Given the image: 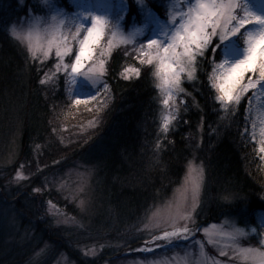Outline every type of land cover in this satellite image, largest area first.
<instances>
[{
	"label": "trees",
	"instance_id": "obj_1",
	"mask_svg": "<svg viewBox=\"0 0 264 264\" xmlns=\"http://www.w3.org/2000/svg\"><path fill=\"white\" fill-rule=\"evenodd\" d=\"M157 1L159 15L165 0ZM27 11V7L18 8L16 0H0V143L4 126L18 123L20 156L14 167L19 164L25 174L42 183L79 159L95 170V201L101 204L96 218L104 210H112L117 217L126 215L122 220L126 221L135 214L143 216L153 204L167 199L179 184L186 163L194 159L205 169L207 186L214 183L212 191L227 189V195L243 199L245 212L238 216V224L249 222L251 217L252 225L256 224L254 216L264 211V171L253 156L255 146L243 135L242 112L225 124L221 122L214 90L207 80L210 66L202 61L194 79L183 84L184 91L176 98L175 119L163 132L158 120L160 100L149 70L124 79L121 67L132 65L116 51L106 57L103 85L107 87L86 105L73 103L61 74L58 84L46 82L44 71L35 63L27 64L25 54L8 36L14 19ZM102 42L95 48L94 59L101 55ZM256 168L263 174H257ZM24 190L19 195L25 196L22 202L29 194L27 188ZM58 196L55 192L48 194L72 211ZM228 212L212 205L198 226L216 222ZM37 227L39 232L43 225ZM53 237L61 239L46 232L41 238L52 243ZM7 248L0 244V264H20V256L12 257ZM90 263L81 259L76 262Z\"/></svg>",
	"mask_w": 264,
	"mask_h": 264
},
{
	"label": "rangeland",
	"instance_id": "obj_2",
	"mask_svg": "<svg viewBox=\"0 0 264 264\" xmlns=\"http://www.w3.org/2000/svg\"><path fill=\"white\" fill-rule=\"evenodd\" d=\"M16 2L18 8L27 7L28 11L14 19L8 28V36L25 54L26 58L24 59L27 64L35 63L40 67L44 71L43 79L52 85L58 84L59 76L63 74L64 78L61 76V79H64L63 81L66 83L65 91L73 99V103H75L76 99L82 101L79 105L90 103L93 100L90 94L96 96L98 91L103 88L104 76L99 89L92 88L90 82L82 76H77L78 83L76 85L70 83V65L78 50V43L76 41L72 42L73 52L65 57L63 63H61L55 56V48L52 49L47 57L37 50L36 33H33L31 44L35 51L34 56L29 51L28 27L33 17L40 18L41 28L47 27V24L51 22L50 3H58L59 6L69 12L73 10L79 11L80 7L92 5L97 12L103 13L106 10L103 7L105 3L115 4L119 3V0H67L65 4L64 0L63 4L62 0H16ZM125 2L128 4V11L126 19L121 21L122 30L126 34L133 28L143 27L144 35L137 36L129 43H123L119 34L113 37L110 31L105 32L102 42L103 49L100 50V53L103 51L105 55H98L95 59L93 58V61L86 62L85 69L82 71H86L87 67L92 66L93 62L98 65L99 61L103 60L106 73V57L113 51L118 52L122 58L128 59L129 64L132 65L121 67L122 77L127 74L130 78H134L137 76L134 70H139V73L140 70H149L150 67L147 60L138 50L141 44L145 42H142L141 39L146 35L151 36L153 31L157 30V26L145 24L143 15L138 10L134 0H125ZM146 2L153 9V16L158 19L162 18L161 22H166L171 15L175 14V11L186 10V0H167L163 4L165 5V10L159 16L155 7L158 1L146 0ZM243 2L244 0H240V3ZM249 3L257 6V11L264 12V7H259V5H264V0H249ZM84 23L87 24L89 22L85 21ZM13 27L21 34V39H17L11 34ZM64 31L67 33L69 30L65 28ZM71 31L74 32L75 28H72ZM83 35L84 31L82 30L79 39H82ZM110 39L112 40L111 48H109ZM243 47L242 41V45L239 48L242 49ZM136 58H138V62H135ZM141 60L146 61V63H141ZM65 64L68 65L67 68L63 66ZM150 65L152 66L149 70V72L151 71L150 76L154 79V89L161 106L158 117L160 122L159 129L165 132L163 127L165 117L175 116L176 108L174 111L171 105L174 104L176 106V98L181 93H178L170 101L169 106H165L163 100L166 96L157 87L161 83V78L157 74L158 61L153 58V63ZM206 65L211 67L210 76L214 67L211 57H209ZM126 69L133 71L126 73ZM255 78L253 77V79ZM181 79L182 87L185 82L193 80H189L186 74ZM207 80L211 86L212 82L209 79ZM213 90L216 96V91L215 89ZM252 91H256L257 97L255 96L252 100L253 105L250 111L252 114L250 119L251 131L248 132V135H250L249 138L252 137L254 139V143L257 146V155L253 154V156L257 159L256 162L261 171H264V152L261 151V148H264V143H262L264 137L260 136V128L264 126V94H261L258 89ZM243 98L238 108L233 109L230 106L228 110L222 108L214 98L223 124L227 123L230 117L242 112L241 110L244 109ZM83 101L87 102L84 103ZM18 126L19 124L14 121L11 126L7 123L4 126L5 133L0 143V192H3L0 195V232L3 233L0 244L8 247L7 251H10L9 253L12 252V255H14L12 257L20 256L17 260L21 262L20 264H76L79 259L91 261L92 264H260L261 254L264 253V211L254 216L256 224L254 222L253 224L255 225H252L250 221L253 219L252 217L248 218L249 222L238 224L241 211L245 212L243 199L236 195H227V189L216 188L212 191L211 188L214 183L207 186L206 172L200 162L190 159L184 167L179 184L170 196L162 202L153 204L143 216L135 214L131 219V216H129L126 221H122L126 215L117 217L114 211L104 210V213L100 214L97 219L96 216L101 210V204H97L95 201L97 197H95V188L93 187L95 180L94 168L80 162L79 159L72 160L67 163V166L59 169L58 174H51L42 183L38 180H33L24 173L19 164L14 167L18 163L20 156L17 140L19 136ZM190 168L200 170L201 190L197 208L192 213V218L188 221H180L178 225L183 227L187 224L192 229L189 238L186 240L181 239L169 246L151 244L152 234L158 235L162 230H173L170 225L165 223H160L159 227H157L156 219L169 211L175 210L176 202L184 191ZM256 170L257 174H263L257 168ZM17 173L20 174L21 178H17ZM262 178L264 179V176ZM40 186H42V189ZM24 188L29 190V194L26 196L27 199L22 202L25 196L20 197L19 195L25 191ZM34 189H40V191L37 192ZM51 192L59 194L66 206H71L72 211H67L65 206L59 202L56 203L53 200L54 198L50 199L48 194H51ZM262 195L264 197V193ZM205 196H207L208 200H205ZM82 202L83 207L81 206ZM53 205L55 207H52ZM212 205H218L224 211L229 212L221 216L218 221L202 225L196 231L195 229L200 225L202 217ZM190 207L191 193L189 192L188 210H190ZM232 211L234 213H231ZM222 213L224 214V212ZM39 224H42L43 227L38 232L39 227L37 226ZM206 231L215 239L216 242L214 244H209V235L205 234ZM45 232L48 236L55 234L61 239L53 237L55 241L52 243L48 240L44 241L41 237ZM232 234L237 236L236 241L230 239ZM145 247H149L152 250L143 251L142 249ZM244 248H252L255 251L248 258H245L240 255V250ZM202 249L203 254L201 252ZM221 250L226 251L227 255L221 256ZM25 255H27V258L22 261Z\"/></svg>",
	"mask_w": 264,
	"mask_h": 264
},
{
	"label": "snow or ice",
	"instance_id": "obj_3",
	"mask_svg": "<svg viewBox=\"0 0 264 264\" xmlns=\"http://www.w3.org/2000/svg\"><path fill=\"white\" fill-rule=\"evenodd\" d=\"M138 10L142 13L145 24H154L157 30L151 36L145 37L139 52L145 57L148 64L153 63V58L158 61L157 74L161 78L158 88L165 94L163 100L165 106L170 105L178 93L184 91L181 77L187 75L189 80L194 79L197 65L203 61L211 62L214 67L209 76L211 88L215 89L216 102L225 110L231 106L238 108L242 98L250 90H259L264 94V12L257 11V6L251 5L249 0H186L185 9L175 11L166 22H161L153 16V9L146 0H134ZM103 13L97 12L92 5L80 7L79 11L69 12L58 3H50V23L41 28L39 17H33L29 27L28 36L29 51L35 56L31 44L32 34L36 33L37 50L47 57L55 48L56 58L63 63L64 58L72 53V42L78 43L73 62L70 65V83H78L77 76L84 77L90 82L92 88L99 89L101 80L105 74V64L100 60L98 65L93 62L92 66L85 69L86 62L93 61L95 48L103 39L106 31H110L113 37L118 34L121 42L129 43L137 36L144 35L143 27L133 28L126 34L121 28V21L126 19L128 4L125 0L119 3H105ZM264 7V5H259ZM87 21L89 23L85 24ZM69 31L65 33L64 29ZM75 28V31H71ZM84 31L82 39H79L81 31ZM11 34L21 39V34L16 28L11 29ZM243 41L244 47H238ZM112 40H109V48ZM110 54V53H109ZM105 55L102 51L101 56ZM217 61H219L217 63ZM141 60V63H144ZM65 68L68 65H63ZM133 70H125L129 72ZM139 76V70H134ZM253 77H256L253 79ZM124 79L130 76L124 74ZM44 84V80H40ZM103 87H107L103 85ZM255 95V92L253 93ZM95 99L94 95H91ZM82 101L76 99L75 103ZM86 103L87 101H83ZM175 111V105H171ZM175 119L174 115L165 117L164 131L169 130V124ZM260 136L264 137V126L260 128ZM264 143V140H262ZM264 152V148H261ZM17 178H21L17 173ZM201 190V173L199 169L189 170V176L183 193L178 198L174 211L157 217L156 226L160 223L168 224L173 230H162L160 234H152L151 244L169 246L181 239H188L192 231L185 224L179 227L180 221H188L192 213L196 211ZM39 192L40 189H34ZM191 193V207L188 210V193ZM83 207V202L82 205ZM52 207H55L54 205ZM239 232V230H237ZM206 235H209L206 231ZM230 239L236 241L237 236L232 234ZM209 244L216 241L209 235ZM151 251L149 247L142 249ZM43 251V249H41ZM255 250L244 248L240 255L248 258ZM203 254V249L201 250ZM221 256L227 255L224 250ZM260 264H264V253L261 254Z\"/></svg>",
	"mask_w": 264,
	"mask_h": 264
}]
</instances>
